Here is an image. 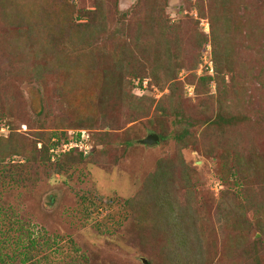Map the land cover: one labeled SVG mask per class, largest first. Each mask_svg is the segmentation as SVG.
Instances as JSON below:
<instances>
[{"label":"rangeland","instance_id":"374dc122","mask_svg":"<svg viewBox=\"0 0 264 264\" xmlns=\"http://www.w3.org/2000/svg\"><path fill=\"white\" fill-rule=\"evenodd\" d=\"M138 1L0 0V264H264V0Z\"/></svg>","mask_w":264,"mask_h":264},{"label":"trees","instance_id":"16d2710c","mask_svg":"<svg viewBox=\"0 0 264 264\" xmlns=\"http://www.w3.org/2000/svg\"><path fill=\"white\" fill-rule=\"evenodd\" d=\"M105 1L106 0H97V5H96V8L94 9V10H92V11H94V13H96V15L101 19V20H103V18H105V15H106V12H105ZM157 1H159V0H157ZM157 1L156 0H139L138 1V3H136L135 5H134V7L131 9V11L134 13V12H136V10H137V7L138 6H141V5H144L145 7L146 6H149V5H151V6H153L154 8H157L158 7V4H157ZM164 2H167V0H163ZM116 2H117V0H115V6H116ZM54 12H55V9H48V7H44V15L47 17V18H53L54 17ZM122 16H125L126 14L125 13H122L121 14ZM148 21L150 22V25H149V28H148V32L152 29V27H153V25H160V24H158L156 21V19L152 16L151 17V15H149V17H148ZM38 28V26H36V27H34V29H37ZM213 46H214V53H213V59H214V61H215V63L217 64V62H218V59H221L220 57H221V54L219 53V50L217 49V42L214 40V42H213ZM226 52H224L223 53V55L225 54ZM225 61L226 62H228L229 60L228 59H230L228 56L227 57H225ZM228 64V63H227ZM170 78V77H169ZM177 118L179 119V120H181L182 119V116H181V114L179 115V116H177ZM222 119V121H221V123H225V121H228L229 123L233 120V118H222L221 116H219L218 117V120H221ZM226 119V120H225ZM24 126V124L22 125V127ZM9 137V136H8ZM6 138V139H9V138ZM11 137V136H10ZM5 138V136H0V140H2V142L3 143H5L7 140L6 139H4ZM164 138V136H160V139H163ZM3 140H5V141H3ZM61 140V139H60ZM69 139H66L65 141L64 140H61V141H59V140H57L56 142H54L55 143V145H57V146H59L61 143H67V142H70V141H68ZM77 140H79L78 139V135L76 136V138L74 139V140H72V141H77ZM176 140L178 141V142H180L181 140H182V138H181V134H178V135H176ZM4 145V144H3ZM3 145H2V147H3ZM62 145V144H61ZM63 147V146H62ZM62 147H61V149H62ZM93 147V146H92ZM1 148V147H0ZM92 150V149H91ZM1 151L3 152L4 150L1 148ZM63 151V150H62ZM71 154V153H76V154H78L79 156H81L82 158H85V157H88L89 155H90V153L91 152H89V153H84V152H82L81 150H79L78 149V147L77 146H74V147H72V148H70V149H68V150H66L65 152H64V154ZM0 158L3 160L4 159V157H2V155H0ZM240 170V169H239ZM237 170V171H235V173H234V171L232 170V173L234 174V175H236V173L237 172H239V173H241V172H243L244 170ZM2 171H4V168H2V170H1V172ZM230 171H231V169H230ZM5 172H8L7 171V168H6V170H5ZM156 173L154 174V177L153 178H155L154 179V185H155V191H157L156 193H158V191H159V189H160V193H162L164 196H166V197H168V195H169V192L171 191V188L169 187V184H171V182H173V180H174V178H173V176H172V172L170 171V169H169V166L167 167V166H164V165H162V163L161 162H159L158 163V166H157V169H156V171H155ZM232 173H230V174H232ZM4 173H2V175H3ZM2 175H0V185L1 184H5V183H7V180H6V178H3V176ZM225 178L227 177V175H225L224 176ZM223 177V178H224ZM2 186V185H1ZM171 186V185H170ZM162 195V196H163ZM175 196H176V194H175ZM176 198H174V200H175ZM174 200H170V206L171 207H175L174 206ZM132 203H134V202H132ZM187 221V220H186ZM186 221H182V225H180L179 224V226L178 227H176V235H174L173 234V238H174V244H176V246L178 247V248H180V246L182 247H187V245H188V243H189V236H188V230H189V226L188 225H192V224H194L193 222L192 223H190V220L188 221V222H186ZM165 223L168 225V223L165 221ZM37 240L34 238V237H29L28 238V243H27V247L29 248V250H31V252L33 253V252H35V251H37L38 250V248L39 247H41L42 245H39V244H42V243H39V244H37L38 242H36ZM188 248V250H189V247H187ZM175 249H177V248H175ZM39 251V250H38ZM1 252V251H0ZM188 255H189V253H188ZM24 259V258H23Z\"/></svg>","mask_w":264,"mask_h":264},{"label":"built area","instance_id":"2783aa9c","mask_svg":"<svg viewBox=\"0 0 264 264\" xmlns=\"http://www.w3.org/2000/svg\"><path fill=\"white\" fill-rule=\"evenodd\" d=\"M80 139L74 142L64 143L62 150L66 151L71 147L77 146L82 152L88 153L91 150V145L89 143V134L85 130H80Z\"/></svg>","mask_w":264,"mask_h":264},{"label":"water","instance_id":"95a60500","mask_svg":"<svg viewBox=\"0 0 264 264\" xmlns=\"http://www.w3.org/2000/svg\"><path fill=\"white\" fill-rule=\"evenodd\" d=\"M159 140H160L159 135L151 132V133L147 134V136L144 137L143 139L138 140V143L143 144V145H154V144H157L159 142ZM142 261L145 264H149L147 262V260L144 258H142Z\"/></svg>","mask_w":264,"mask_h":264},{"label":"clouds","instance_id":"9594fccd","mask_svg":"<svg viewBox=\"0 0 264 264\" xmlns=\"http://www.w3.org/2000/svg\"><path fill=\"white\" fill-rule=\"evenodd\" d=\"M80 130H76V136L78 135V139H80ZM70 142H74V141H70ZM67 143H69V142H67ZM91 145V144H90ZM72 148V147H71ZM79 149V148H78ZM80 150V149H79ZM89 153V152H88Z\"/></svg>","mask_w":264,"mask_h":264}]
</instances>
